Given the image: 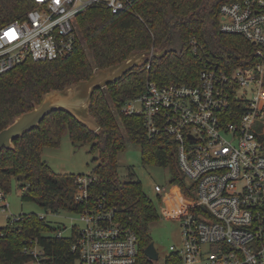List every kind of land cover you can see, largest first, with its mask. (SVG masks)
<instances>
[{"label":"built area","instance_id":"1","mask_svg":"<svg viewBox=\"0 0 264 264\" xmlns=\"http://www.w3.org/2000/svg\"><path fill=\"white\" fill-rule=\"evenodd\" d=\"M33 2L23 18L0 26V75L27 58L45 61L71 52L76 17L88 7L114 13L130 7V0ZM219 11L222 32L264 47V0L225 1ZM191 45L197 52L196 39ZM255 55V63L231 70L206 61L196 84L148 79L144 91L120 107L142 117L149 137L164 134L177 145L185 186L170 184L174 193L167 196L177 207L166 216L180 219L181 243L170 245L165 264H264V53L257 49ZM95 180L93 173L75 175L73 199L82 206L73 211L81 222L73 226V264H145L129 220L103 197L89 198ZM155 190L166 193L158 184ZM27 251L26 264H53L36 243Z\"/></svg>","mask_w":264,"mask_h":264},{"label":"trees","instance_id":"2","mask_svg":"<svg viewBox=\"0 0 264 264\" xmlns=\"http://www.w3.org/2000/svg\"><path fill=\"white\" fill-rule=\"evenodd\" d=\"M232 0H130L127 10L112 12L92 5L76 17L78 39L65 56L45 61L29 58L0 75V130L14 118L33 108L43 93L62 89L88 79L97 69L121 62L132 52L162 51L151 56L149 66H134L119 80L92 95L90 113L99 129L91 131L70 113L56 110L40 125L13 140L14 149L0 151V187L6 190L10 178H16L25 200L36 202L45 211H77L73 194L76 174L57 175L41 158L44 147H57L67 132L75 146L89 145L97 164L91 173L96 180L88 187L89 198L105 199L129 220L138 236L141 263H149L145 247L152 242L149 223L158 217L151 199L140 181L132 175L122 179L118 173V155L126 139L141 146L143 164L168 167L171 183L185 186L177 162L176 142L164 134L149 137L139 115H126L120 107L145 89L146 81L196 84L206 61L231 70L255 63L254 44L236 33L220 30V5ZM34 6L33 0H0V26L21 19ZM200 47L194 52L191 40ZM7 191V190H6ZM0 264H26L27 251L36 243L53 264H73L70 250L76 230L70 236L57 235L56 228L38 213L21 214L13 224L0 227Z\"/></svg>","mask_w":264,"mask_h":264},{"label":"rangeland","instance_id":"3","mask_svg":"<svg viewBox=\"0 0 264 264\" xmlns=\"http://www.w3.org/2000/svg\"><path fill=\"white\" fill-rule=\"evenodd\" d=\"M264 128V121L260 123ZM89 145L75 146L65 132L57 147H44L41 158L47 162L57 175L63 174H88L97 164L93 158L97 153L89 152ZM118 173L122 179L132 175L140 181L143 192L151 199L156 208L158 217L149 223V236L158 253V259L149 260L148 264H165V258L170 254V245L179 246L181 243V225L179 218H170L172 203L176 198H169L167 194L174 193L171 184V171L168 167L152 164H143L141 160V146L126 139L124 149L118 155ZM161 185L166 193L160 194L155 190V185ZM2 188V187H0ZM4 199L0 202V227L6 226L8 219L23 213L35 212L45 215L46 221L61 232L63 236H70L73 226H81L80 215L69 210L59 212L45 211L36 202L25 200L23 190L19 187L16 178H10ZM4 206H3V205ZM35 264V263H29Z\"/></svg>","mask_w":264,"mask_h":264},{"label":"water","instance_id":"4","mask_svg":"<svg viewBox=\"0 0 264 264\" xmlns=\"http://www.w3.org/2000/svg\"><path fill=\"white\" fill-rule=\"evenodd\" d=\"M163 52L164 50L132 52L121 62L97 69L88 79L43 93L40 101L34 103L32 109L17 115L10 124L0 130V151L4 147L14 149V139L38 127L47 114L56 110L70 113L79 123L91 131H97L99 125L90 113L94 91L116 82L134 66H143L151 56H161ZM144 255L151 260L157 259L158 253L153 242L145 247Z\"/></svg>","mask_w":264,"mask_h":264}]
</instances>
